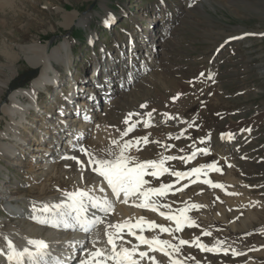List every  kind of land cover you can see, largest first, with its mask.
Instances as JSON below:
<instances>
[{
  "label": "rangeland",
  "instance_id": "374dc122",
  "mask_svg": "<svg viewBox=\"0 0 264 264\" xmlns=\"http://www.w3.org/2000/svg\"><path fill=\"white\" fill-rule=\"evenodd\" d=\"M73 13L76 17L71 26L63 29L68 22L64 17L70 18ZM110 17L112 23L106 29L105 21ZM164 29L167 31L164 44L151 49L141 41L146 39L143 34H163ZM249 33L256 35L220 51V45L227 38H241ZM132 37L141 39L137 45L144 46V49L137 48L140 56L137 55L136 67L130 64L126 48ZM68 42L71 51L66 67L61 63L68 62ZM32 44L44 48L46 54L56 60L51 63L62 78L63 84L59 86L63 87V92L69 88L64 86L66 78L72 77L76 84H83L79 92L93 93L86 86L97 87L90 83V77L94 78L98 71L107 72L106 65L101 66L103 71L100 67L95 69L96 56H107L110 71L114 69L110 79L100 82L103 88L117 87L113 98L109 102L107 98L103 100L106 94L102 92V96L97 94L100 101L92 104L97 110L91 116L95 120L90 126L97 124V133L81 139L89 153L95 152L100 159L108 158L109 150L119 154L120 145L147 137L149 142H141L140 151L132 147L126 154L137 162L163 159L168 173H191L202 168V164L207 166L206 170L183 178L182 182L168 173L158 179L145 176L149 181L146 188L174 185L160 198V203L168 205L172 215H179L181 209H190L186 215L196 225L175 232L174 222L153 211H137L136 215L141 214V218L171 230V234L160 233L159 229L145 231L142 233L145 238L153 239L155 235L174 246L179 245L180 240L188 241L179 246L183 257L180 261L186 264H264V0H5L0 3V82L5 83L12 72L15 79L10 80L7 88H2L0 106L9 103L5 98L10 87L34 91L30 85V67L22 59L23 50ZM124 50L128 63L121 66L114 60ZM15 58L19 60L13 61ZM131 77L133 81L126 93L119 95L123 80ZM55 81L56 78L48 87L53 88ZM54 91L42 89L35 96L41 109L50 111L54 105H60L61 99H75L69 98L73 87L60 99L52 97ZM75 96L81 98L77 92ZM102 100L104 102L97 106ZM22 101L30 104L26 97ZM30 112L27 119L31 125L41 112ZM132 113L138 114L131 118L136 123L135 130L121 137L129 127L124 121ZM9 121L8 115L0 110V143L18 146L7 132ZM47 121L41 120L42 123ZM145 122L151 126L145 127ZM30 128L29 133L34 136L35 131L44 130L38 123ZM17 131L23 132L20 127ZM222 131H229L238 142L236 149L222 150L224 153L228 150L227 155L219 154L222 146L218 135ZM36 138H31L29 146H19L23 153L9 160L20 164L10 165L0 154L3 170L0 187L13 196H23L25 203L20 202L23 209L28 206V199L40 201L52 196L56 187L58 191L68 190L74 183L69 176L78 166L76 161H69L55 164L51 170H42V165L31 159L35 157L30 158ZM97 138L104 144L102 147ZM112 141L119 144L113 145ZM79 156L84 160V155L77 154ZM170 156L178 159L167 160ZM209 165H215L219 171L210 169ZM49 179L54 185L46 183ZM204 181L222 187L213 188ZM40 187L44 189L42 193H39ZM193 204L200 207L191 209ZM166 209L159 208L164 213ZM7 218L5 205L0 200V220L8 222ZM10 219L12 224H18L17 220ZM204 232L211 235L205 236ZM127 235L125 239L133 244L136 240ZM197 240L222 254L214 256L209 251H201L195 246ZM130 243L124 245L130 248ZM141 248L138 250H147L146 246ZM233 251L239 252L233 255ZM152 253L149 252V256L153 255L159 264H169L175 258ZM141 262L145 264L148 260Z\"/></svg>",
  "mask_w": 264,
  "mask_h": 264
},
{
  "label": "bare ground",
  "instance_id": "6f19581e",
  "mask_svg": "<svg viewBox=\"0 0 264 264\" xmlns=\"http://www.w3.org/2000/svg\"><path fill=\"white\" fill-rule=\"evenodd\" d=\"M2 2H5V0H0V3ZM75 17H76L75 13L71 14L70 18L69 16L66 15L64 19L65 21L66 19H68V22L64 24L65 27H63V29L69 28L72 22L74 21ZM151 21H153V19H151ZM78 24L82 25L83 23L79 22ZM142 37L147 38V39H142V40L140 39L143 42V44H145L147 48L149 47L153 49L155 45H158L159 43H161V45L162 43L164 44L167 38V31L164 29L163 34L157 33L156 35L143 34ZM140 40L133 38V42H135L134 46L136 47V49L134 52L132 51L133 53L131 52V54H129L130 55L129 57L131 59V64H133V67L134 66L136 67V63L139 61L137 55L138 56L140 55H139V52H136L138 51L137 48L141 49L142 47V49H144V46L140 47L139 45H137V43H139ZM63 48H66V45L65 46L63 45ZM70 51H71V47L69 43V56L67 58L68 62L67 64L61 63L64 66L66 65V67L69 66ZM6 54L7 53H5V55ZM6 56H9V55H6ZM125 58L126 56L125 54H123V51H122V56L119 53V55L115 58V62L123 65L127 62V59L125 60ZM22 59L30 67V70H29L30 85L34 89V91H31L30 89H25V88H13V87H10L9 89H7L5 99L9 101L10 105H8L9 103L8 104L4 103L0 106L1 108L0 110H2L4 113L8 115L10 121L8 125H6L7 132L11 133L12 137L16 140L15 144L18 143L17 144L18 146L7 144L6 142L0 143V154L7 159L6 162L8 164L10 165L20 164L17 161L11 162L9 160L16 159L17 158L16 156L18 154H20L21 152L23 153V150H21L19 146L24 147L25 145H28V142H31V138L38 137L36 138L35 141L33 140L35 142V146L34 148H31L32 154H30V158L31 156H34L35 158H31V159H34L36 163H40V165H42L41 166L42 170H51L55 166V164L57 165V164H61V163L69 162V161L75 162L79 160L81 164H77L78 166H77V169H75V172L73 174H70L69 177L73 179L74 183L68 188V190L61 189L60 191H58V187H56L57 188V190H55L56 193H54L52 196L44 198L40 201H34V200L29 201L28 199V206L27 207L24 206L25 209L20 207V202L25 203V201L23 200V196H13L10 194V192H8V190L0 187V200L5 205V213L9 217L7 218L8 222H4V220H0V250H4L5 252L7 251L6 241L4 239L5 237H7L17 249H23L24 247H27L26 241L28 239L43 240L49 245V252L51 253L52 257L61 261L62 264H80V260L82 258H85V253L95 251L96 248H100V249L107 248L105 244L107 235L105 233L106 231L113 232L114 229L107 228L106 226L120 224V223H123L124 221H130L132 224H135L141 218L140 217L141 214H139V216L136 215L137 211L141 209L143 210V208L132 206L133 204L135 205L141 202L142 198L140 197H137V196L131 197L128 201V204H124L121 202V200L123 199L122 196L120 199H117L116 197H114L111 193V190L107 187L103 179L97 176L89 167L88 165L89 157L84 155V153H82L81 151H79V149L81 148L86 150V146L84 143L81 142V139L86 138L88 134L93 135L94 133L95 135L97 133L98 125L94 124V126H90L95 120L91 118V116H94V113H96L94 112V110H97L96 107L94 108L92 106V104L95 103V100L100 101L97 97L102 96L100 94L102 92L106 94L102 96V99L104 100L107 98L106 101L109 102L113 98V95L115 94L117 87L115 86L113 87L112 85H110L107 88L96 87L95 89V86L92 87L91 85H86L91 88L93 93L89 91H83V93H80L81 98H77L75 96V91H72L71 96H69V98H75V99H69L65 103H63V100H60V105L53 106V108L51 109L52 114H50L51 112L47 110H41L40 111L41 115L36 113L38 116V119H35L31 123V125L33 123L40 124V126L44 127V130H43L44 133H42L43 131L41 133H38L37 131L34 130L36 133V136H34L33 134L31 135L29 133L28 129L30 128L31 125L29 124L30 122L27 119L28 117L27 115H30V113H32L30 112L31 110L35 112L34 110V105H36V101L34 102L35 96L36 95L38 96L39 94L38 92L42 89H45L46 88L45 86H50V82H52L55 78H56L55 82L59 81V78L61 76L58 75V71L56 70L55 67L53 68L52 63H51V61L53 60L56 61V60L53 59L51 56H48L46 52L44 51V48L43 49L39 48L35 44L29 45L27 49L23 50ZM14 60L17 61L19 59L15 58L13 59V61ZM106 62H107V56L105 55L102 57L96 56V60H95L96 65H100V66L106 65L107 68H110V64ZM153 64H154V61L150 62V65H151L150 69L154 66ZM95 67H98V66H95ZM108 75L110 76V72L108 73ZM102 78H103L102 76L98 77L97 79L96 77L94 78L90 77L91 79L90 83H92L93 85L99 86V82L102 80ZM13 79H15V76H14V73L12 72V74L10 75V78H8L5 81V83L0 82V94L2 92V88H7L10 83V80H13ZM72 80H74V78H72ZM69 81L70 80L68 79V82ZM123 81L124 82L120 85V90H119V95L121 96L124 95V93H126V90L129 88L131 81H133V77L129 78V80L127 81L125 80ZM80 85H83V84H80ZM49 88H52V87H49ZM118 88H119V84H118ZM99 89H101V92ZM25 97L30 100V104H25L22 101V98H25ZM82 97H85V98H82ZM103 100L97 106L103 103L104 102ZM65 106H67V109H65L66 108ZM15 117L17 120L15 119ZM41 120L42 121L48 120V121L46 123H42ZM17 127H20L23 130V132L19 133L17 131ZM25 133L27 135H25ZM3 137L5 136L3 135ZM67 138L69 140H67ZM96 141L101 144V147L102 145H104L101 143V141L98 140V138L96 139ZM223 147L224 146H222V148ZM94 153H92V155H94ZM77 154L84 155L85 156L84 160L80 158L81 156H79L78 158ZM67 155H69L70 157H74L75 159L65 160L63 157H66ZM94 156L97 157V155H94ZM221 156L220 158H222ZM0 172H3L1 168H0ZM47 172L49 173V171ZM89 180L90 182H88ZM46 183L53 184V181L51 183V179H49ZM101 188L103 189V192L100 191ZM78 189L89 191L91 195L97 198H101V199L106 198L109 201V203L112 206V212L108 215H105L104 212H101L96 209L89 208L88 210V214H87L88 217L89 218L99 217L104 221L102 224L96 225L95 227L91 229L90 232L86 233L80 230V227L76 225L75 222L72 221L71 219H69L68 221L69 224L71 225L68 228L63 227V225H61L58 228H53L48 225L36 223L33 220L32 217H33L34 207L39 208L41 205L66 203L67 201H65L63 194L67 192H74ZM43 190H44L43 187H40L39 193H42ZM167 210L169 211L170 209H168L167 207L165 213H167ZM159 211L161 212V210ZM142 212L143 211H141V213ZM144 212H147V211H144ZM154 213L158 214L157 212H154ZM36 215H37V218H44L42 213H37ZM10 218L14 219L15 221L17 220L16 224L17 223L18 224L17 225H14V223L12 224ZM144 220L148 221L145 218ZM137 234L141 235V233L138 231H137ZM125 235H127V232L123 234V239L127 241L124 237ZM153 236L155 238V235ZM133 241L134 240H132L131 242ZM94 242H95V247H93ZM117 243L119 244L120 241H117ZM134 243L136 244L137 241H134ZM170 244L173 245L172 243ZM125 245L123 246L129 248L128 246H125ZM167 251L169 253V257L172 258V256H174L175 257L174 260L177 261V263L179 260V264H186L185 262L183 263L180 261L182 260L183 257H181V254L179 253V251H173L172 248H168ZM233 252L238 253L239 251H233ZM150 253L153 254L152 252ZM155 254L157 255V253ZM160 255L159 257L163 256V255L161 256ZM148 262L145 264H148ZM142 263L143 262H141V264ZM0 264H8V262L5 261L4 256H0ZM108 264H111V261H109Z\"/></svg>",
  "mask_w": 264,
  "mask_h": 264
},
{
  "label": "snow or ice",
  "instance_id": "6c2138e0",
  "mask_svg": "<svg viewBox=\"0 0 264 264\" xmlns=\"http://www.w3.org/2000/svg\"><path fill=\"white\" fill-rule=\"evenodd\" d=\"M110 23H112L111 17L105 21V25L107 26ZM208 78L212 79L211 76ZM142 107H146V105H142ZM135 115L138 114H129L125 119L124 123L129 125V127L125 132L121 133V137L135 130L136 123L131 120L132 116ZM148 115L151 116V113ZM169 118L171 119V117ZM144 126L150 127L151 125L145 122ZM231 138V135H229L228 139ZM141 142L147 144L149 141L147 137H141L134 142H126L120 145L119 154H115L109 150L106 153V157L108 158L103 159H98L83 148L79 149V151L89 157V167L97 176L103 179L107 187L111 190L112 195L117 199H120L121 196L123 197L121 200L122 203L128 204L131 197L137 196L142 198L141 202L132 206L157 212L164 219L174 222L176 224V228L174 229L175 232L182 231L185 226L195 227L194 221L190 220L186 215V212L190 210L188 208L179 210V215H166L159 211V208L169 207L166 204H161L160 198L167 195L174 185H161L159 188L145 187L149 183V181L145 179V176H152L158 179L161 174L168 173V169L164 167L165 160L163 159L160 161L137 162L135 158L126 154L132 147H136V150L140 151L141 148L139 145ZM111 143L116 145L119 144V141H112ZM193 155H195V153H193ZM63 158L75 159L74 157ZM175 159H178V157L170 156L167 158V160ZM76 163L81 164L79 160H77ZM208 167L215 171H219L215 165H209ZM202 171V168H196L191 173L176 172L168 174L174 175L177 180H180L199 174ZM204 182L210 183L208 181ZM210 186L213 188L222 187L219 184L212 183H210ZM100 191L103 192V189L101 188ZM63 195L65 201H67L66 203L41 205L39 208L34 207L33 220L36 223L48 225L53 228H58L61 225L68 228L71 226L68 222L69 219H71L80 227V230L87 233L96 225L104 222L99 217L89 218L87 215L89 208L104 212L105 215L112 212V206L106 198H97L91 195L89 191L78 189L74 192L64 193ZM152 197H156L157 199H152ZM199 207L198 205H191V209H197ZM37 213H42L44 218H37ZM106 227L114 229L113 232L106 231L105 233L107 235V243L110 245V252L106 249L96 248L95 251L85 253V258L80 260V264H108L109 261H111V264H141L143 260H148L150 264H159L155 257L149 256V252H160L162 255L169 257L168 248H172L173 251H179V246L189 243L188 241L180 240L179 245L174 246L168 241L160 240L159 237L153 239L145 238L142 235L145 231H153L158 228L160 233L171 234V230L159 226L155 222L145 221L144 218H140L135 224H132L130 221H124L123 223L108 225ZM137 230L141 235H137ZM125 232L138 241V243L133 244L131 248L123 246L126 243H130L123 239V234ZM203 234L205 236L211 235L209 232H204ZM4 239L6 241L7 251L0 250V256H4L8 264H62L61 261L52 257L49 252V245L43 240L28 239L26 241L27 247L17 249L7 237ZM117 241H120V243L118 244ZM142 246H146L148 251H139L138 249ZM195 246L199 247L201 251H214L213 248L201 244L199 240L195 242ZM93 247H95V242L93 243ZM225 254H227V252H225ZM236 254L237 253L233 252V255ZM242 254L243 253H241V255ZM171 264H177V262L172 260Z\"/></svg>",
  "mask_w": 264,
  "mask_h": 264
}]
</instances>
